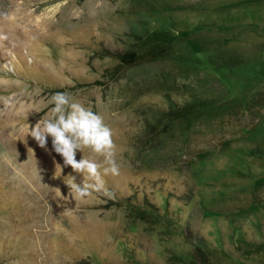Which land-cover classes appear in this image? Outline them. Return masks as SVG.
<instances>
[{"label":"rangeland","instance_id":"rangeland-1","mask_svg":"<svg viewBox=\"0 0 264 264\" xmlns=\"http://www.w3.org/2000/svg\"><path fill=\"white\" fill-rule=\"evenodd\" d=\"M57 92L116 145L82 199ZM0 264H264V0H0Z\"/></svg>","mask_w":264,"mask_h":264},{"label":"clouds","instance_id":"clouds-1","mask_svg":"<svg viewBox=\"0 0 264 264\" xmlns=\"http://www.w3.org/2000/svg\"><path fill=\"white\" fill-rule=\"evenodd\" d=\"M50 103L53 105L50 114L41 117L34 126H28L27 135L46 151L50 137L52 150L62 157L64 165L82 174L81 184L67 183L74 197L82 199L92 191L102 190V177L118 175L120 171L110 127L101 115L76 102L68 93H55ZM86 149L102 157V162L83 156L77 160V151L83 153Z\"/></svg>","mask_w":264,"mask_h":264},{"label":"trees","instance_id":"trees-1","mask_svg":"<svg viewBox=\"0 0 264 264\" xmlns=\"http://www.w3.org/2000/svg\"><path fill=\"white\" fill-rule=\"evenodd\" d=\"M117 56L121 59L122 62H128L131 60H138L140 58V55H135L132 51L130 53H117ZM120 61V62H121ZM121 64V63H118ZM183 111H179L177 114L182 113Z\"/></svg>","mask_w":264,"mask_h":264}]
</instances>
